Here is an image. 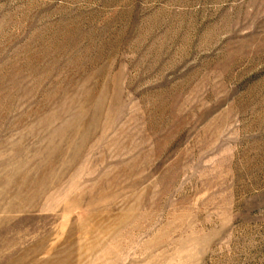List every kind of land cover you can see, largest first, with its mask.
I'll return each instance as SVG.
<instances>
[{"label":"rangeland","instance_id":"obj_1","mask_svg":"<svg viewBox=\"0 0 264 264\" xmlns=\"http://www.w3.org/2000/svg\"><path fill=\"white\" fill-rule=\"evenodd\" d=\"M0 264H264V0H0Z\"/></svg>","mask_w":264,"mask_h":264}]
</instances>
